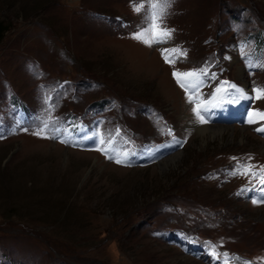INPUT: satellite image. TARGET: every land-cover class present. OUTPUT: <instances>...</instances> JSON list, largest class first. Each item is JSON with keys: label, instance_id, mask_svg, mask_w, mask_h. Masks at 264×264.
Instances as JSON below:
<instances>
[{"label": "rangeland", "instance_id": "374dc122", "mask_svg": "<svg viewBox=\"0 0 264 264\" xmlns=\"http://www.w3.org/2000/svg\"><path fill=\"white\" fill-rule=\"evenodd\" d=\"M148 5L0 0V264H264V0Z\"/></svg>", "mask_w": 264, "mask_h": 264}, {"label": "snow or ice", "instance_id": "6c2138e0", "mask_svg": "<svg viewBox=\"0 0 264 264\" xmlns=\"http://www.w3.org/2000/svg\"><path fill=\"white\" fill-rule=\"evenodd\" d=\"M172 0H149L148 5V12L145 15V21L147 26L142 28L140 31L134 33L133 38L140 40L141 42L147 44L148 46H151L155 43H164L167 40H169L172 37L174 29H170L167 26L164 25V18L167 15V9L171 6ZM145 10V4L144 3H133V11L137 13H141ZM164 52H171V53H178L180 55H186V52H181L180 49H163ZM166 62L173 63L174 61L168 59V57H165ZM201 74H206L204 70H201V72L196 71H190V72H174L173 75L177 79V83L180 85L181 88H184L186 92H188L189 87H196V83H186L187 81H196L198 82V78ZM227 83V82H225ZM229 87L235 88V85H229ZM224 88H220L217 91H224ZM241 93V96H244V93L242 90L237 89ZM255 93L254 99L261 100L264 99V88H256L253 90ZM193 102V97L189 96V103ZM200 105L198 104L193 111L195 114L200 118L201 122H206L204 120V117L200 114ZM248 120L247 123L254 124L258 123L259 121H264V111H250L248 113ZM256 131L258 132H264V125L261 127L256 128ZM37 135H40V133H36ZM63 142V141H62ZM111 158V157H110ZM235 159V158H234ZM116 163H122L121 160L117 159L115 161ZM262 172H264V168L261 169ZM251 173L252 175H255V173L251 172V167L248 166L244 169V172L242 174L247 175ZM262 184H264V178L260 181ZM264 202V201H262ZM253 203H257L256 200H253ZM215 255V252L213 253ZM224 255H227L226 253ZM239 259V258H238ZM243 264H251L249 261H244Z\"/></svg>", "mask_w": 264, "mask_h": 264}, {"label": "bare ground", "instance_id": "6f19581e", "mask_svg": "<svg viewBox=\"0 0 264 264\" xmlns=\"http://www.w3.org/2000/svg\"><path fill=\"white\" fill-rule=\"evenodd\" d=\"M188 82V81H187ZM190 82V81H189ZM244 88V87H243ZM246 89V88H245ZM243 90V89H242ZM245 94V93H244ZM249 94V93H246ZM207 104H203L201 103L200 106L204 109H207ZM213 114V113H212ZM211 114V115H212ZM211 115H209V117H211ZM184 118L186 119V122L188 124H190L191 127L195 128L196 130H198L200 133L204 134L205 132H211L213 135L218 133L219 130L216 129H212L210 127V125L206 124L205 122H201L200 119H197V115L194 113H191L190 115L185 114Z\"/></svg>", "mask_w": 264, "mask_h": 264}, {"label": "trees", "instance_id": "16d2710c", "mask_svg": "<svg viewBox=\"0 0 264 264\" xmlns=\"http://www.w3.org/2000/svg\"><path fill=\"white\" fill-rule=\"evenodd\" d=\"M8 25L0 21V38L5 30H7Z\"/></svg>", "mask_w": 264, "mask_h": 264}]
</instances>
